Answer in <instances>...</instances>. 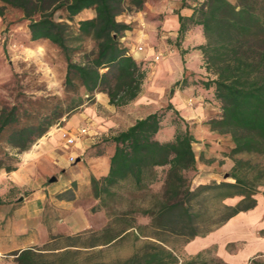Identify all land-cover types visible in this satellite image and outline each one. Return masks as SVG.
<instances>
[{
  "label": "trees",
  "instance_id": "obj_1",
  "mask_svg": "<svg viewBox=\"0 0 264 264\" xmlns=\"http://www.w3.org/2000/svg\"><path fill=\"white\" fill-rule=\"evenodd\" d=\"M144 1L0 0L1 19L7 9L20 12L27 21L29 40L50 42L65 61L61 96L27 97L17 92L12 101L0 102V172L14 170L19 154L91 100L95 92H104L114 106L125 105L139 94L145 70L120 42L121 34L130 26L118 22L116 16L124 5L140 9ZM179 5L192 12L189 16L178 14L177 39L183 37L188 26H199L204 37L197 49L205 70L213 77L197 82L213 89L219 105V112L207 121L209 128L228 135L232 143L226 153L229 157L264 154V0H179ZM87 9L94 10V17L76 22L73 29L75 16ZM57 12L61 20L56 19ZM84 38L92 39L94 47L91 51L81 50L80 61L76 62L71 56L81 47L73 48L71 41ZM167 108L183 121L170 103ZM164 114V110L149 113L104 140L113 145V153L106 176L90 179V194L98 200L92 210L110 211L124 193L134 196L147 191L157 180V168L162 173V190L153 195L147 208L140 210L155 231L190 240L252 210L257 205L256 194L264 186V170L235 159L228 173L232 181L193 187L186 174L197 170L193 148L196 140L187 124L183 131L177 129L172 139L159 140L156 136L162 129ZM91 150L99 153L102 149L93 146ZM58 196L63 199L62 194ZM230 199H236L235 203H225ZM125 221L128 228L116 233L105 229L103 237L108 243L122 237L134 223L131 218ZM57 237L70 238H51ZM95 246L29 247L11 255L14 264H228L221 259H203L200 253L179 261L172 248L157 242L145 243L123 260L104 263L92 258ZM249 264H264V254L252 257Z\"/></svg>",
  "mask_w": 264,
  "mask_h": 264
},
{
  "label": "rangeland",
  "instance_id": "obj_2",
  "mask_svg": "<svg viewBox=\"0 0 264 264\" xmlns=\"http://www.w3.org/2000/svg\"><path fill=\"white\" fill-rule=\"evenodd\" d=\"M236 1L233 0L234 3ZM177 2L179 3V0ZM148 4L150 6L149 9L143 8V5L140 9L129 8L124 5L117 16L130 21L128 23L130 26V29H128L130 37L139 33L137 29V32H134L138 23V16H148L145 18L152 25L151 27H149L150 25L148 26L146 46L155 48V52L158 53L157 38L160 35V30L159 25H156V20L162 17L161 11L159 9H157L158 11L156 10L157 6L152 0ZM83 14L84 17H88L94 12L93 10H87ZM60 16V12L55 15L58 20H61ZM72 26L73 29L76 28L75 19ZM194 27L188 26L187 30ZM140 42V47L144 49V43ZM162 45L168 49H175L182 44L176 37L166 35L162 39ZM71 46L73 48L80 46V52L81 50L91 51L94 43L92 39L84 38L74 42L71 41ZM197 46L195 45L194 47L197 48ZM80 52L75 49L71 58L76 62L80 61L82 54ZM142 64L145 70V77L141 93L146 101H142L133 107L131 103L120 107L114 106L112 111L96 102L94 97L84 103L86 107L93 109L92 113L88 114L90 117L89 122L92 121L94 127L97 128L104 126V132L107 133V135H104V132L97 133L93 136V146H97V149H103L107 146L111 148L113 145L105 142V139L124 129L135 118L153 110H164L165 113L162 120V129L158 136L161 141L172 139L175 131L177 129L183 131L184 125L187 124L179 121L175 113L167 108L173 90L181 88L176 83L173 85H170L169 82H166V85L161 83L163 80L158 76L155 60L142 61ZM64 73L65 61L61 52L46 40L30 41L27 21L21 18L20 12L14 9H7L5 17L3 19L0 17V102L12 101L13 96L17 92L24 93L27 97L61 96ZM192 96H194L193 92ZM77 111H79V108L68 116L63 117L61 122L52 126L49 131L63 126L69 117ZM116 119L119 122H114ZM109 121L114 122L110 125L111 127L108 125ZM201 137L203 138L202 135ZM202 138L195 139L196 142L193 144L194 152L198 157L197 170L186 174L191 180L193 187L211 181H232L231 178L224 177V175L231 171L235 159L248 161L251 165L264 170V154L240 153L234 157L227 156L226 153L232 147L228 135H220L219 140L222 145L220 151L214 152L213 149L206 148L203 151L204 154L201 153L203 150L201 142L205 138ZM262 180L264 182V177ZM162 186L161 169L157 168V180L152 183L147 191L136 193L134 196L124 193L123 197L113 205L114 207L110 211L100 209L98 213L92 210L93 206L90 207V204H92L91 199H93V197L90 198V191L81 189L75 207L80 212L78 219L84 224L89 222L91 224L90 227L69 235V239L57 237L50 244L34 247L55 249L71 244L79 248H88L94 244L96 246L94 247L92 258L104 263L123 260L131 256L134 251L147 242H157L170 250L172 248L179 261L200 253L203 259L215 258L221 259L228 264H249V260L252 257L264 254V186H261L256 194L257 205L251 211L241 212L226 223L211 230L208 234L190 240L181 236L171 235L168 232L153 230L148 225V216L141 215L140 210L150 205L153 195L160 193ZM58 195L53 194L45 204L44 212L46 221L49 224L53 222H55L53 224H61L63 219L68 217L66 216L67 212L71 210V208L66 209L56 204L61 200ZM71 195L70 191L62 194L63 199L70 198ZM235 201L236 199H230L226 200L225 203L233 204ZM128 218H131L134 222L129 225L131 228L119 239L108 243V240L103 237L105 229L112 234L126 227L128 228L125 224V219ZM58 220L59 222H56ZM132 228H136V231ZM58 231L60 232L59 229ZM59 235L61 234L56 236ZM0 264H14V255H11V253L0 255Z\"/></svg>",
  "mask_w": 264,
  "mask_h": 264
},
{
  "label": "crops",
  "instance_id": "obj_3",
  "mask_svg": "<svg viewBox=\"0 0 264 264\" xmlns=\"http://www.w3.org/2000/svg\"><path fill=\"white\" fill-rule=\"evenodd\" d=\"M149 1L151 0L144 1L143 8L149 9ZM177 1L152 0L157 6L156 10L159 9L162 16L156 20V25H159L160 30V35L157 38L158 53L155 52V48L146 46L148 26L152 25L147 21L148 16L146 15V18L142 16L137 18L138 23L134 32L137 29L139 33L130 37L126 30L121 34L119 40L135 61L155 60L157 63L155 68L158 71V76L163 80L161 82L163 85H166V82H169L170 85L176 83L181 88L173 90L169 103L178 112L183 122L188 124L189 130L196 140L202 138L201 135L202 139L205 138L201 142L203 149L201 153L204 154L203 151L206 148L218 152L222 149L219 140L221 134L211 130L207 121L219 112V105L213 97V89L205 88L197 82L198 79L213 77L205 70L200 50L194 47L204 42L201 28L195 26L193 29L186 30L183 37L179 39L182 44L179 45V48L168 49L162 45V39L166 35L178 37V14L189 16L192 12L190 8H180ZM229 1L234 3L233 0ZM87 10L76 15L75 21L94 17V14L84 17L83 13ZM116 20L125 24L130 23L129 20L118 18V16H116ZM140 41L145 46L142 50L137 49L140 47ZM156 56H158L157 59H155ZM192 92L194 96H192ZM94 98L106 109L113 110L114 105L109 104L105 93L95 92ZM189 99H192L194 103L190 104ZM142 101L146 100L140 91L127 104L131 103L133 107ZM92 111L93 109L90 107L81 105L79 111L69 117L63 126L47 132L30 149L19 154L14 170L0 172V255L29 247L47 245L55 240L51 237L57 234L69 236L90 227L89 222L84 224L78 219L80 212L75 207L78 201L77 197L81 189L90 191L91 177L100 179L106 176L113 153V146L111 148L107 146L99 153H94L91 150L94 145L93 136L103 133L105 129L104 126L94 127L93 122H89L88 114ZM154 111L135 118L124 129L132 125L135 120ZM116 121L119 122L117 119L114 122ZM109 122L108 125L111 127L110 125L114 122ZM80 129H85V133L80 134ZM63 131L75 137L74 144L70 146L65 144L61 137ZM104 135L107 133L104 132ZM159 135L160 132L156 137L158 138ZM70 156L74 157V162L69 161ZM197 159L196 155V168ZM52 177L55 180L50 182ZM68 191L72 193L70 199H61L56 203L63 208H71L67 212L66 216L68 217L63 219L61 224H53L55 222L49 224L44 212L45 204L53 194H63ZM91 200L90 207L98 202L95 198ZM95 212L98 213V210Z\"/></svg>",
  "mask_w": 264,
  "mask_h": 264
},
{
  "label": "built area",
  "instance_id": "obj_4",
  "mask_svg": "<svg viewBox=\"0 0 264 264\" xmlns=\"http://www.w3.org/2000/svg\"><path fill=\"white\" fill-rule=\"evenodd\" d=\"M137 49H138V50H141L142 48H141V47H137ZM157 58H158V56L155 57V59H157ZM188 102L191 104V103H192V100L189 99ZM83 133H85V129H80V134H83ZM61 137H62V139L64 140L65 144L68 145V146L74 144V142H75V137H74L73 135H70V134H69L68 132H66V131H63V132L61 133ZM69 161H70V162H74V161H75L74 157L70 156V157H69Z\"/></svg>",
  "mask_w": 264,
  "mask_h": 264
},
{
  "label": "water",
  "instance_id": "obj_5",
  "mask_svg": "<svg viewBox=\"0 0 264 264\" xmlns=\"http://www.w3.org/2000/svg\"><path fill=\"white\" fill-rule=\"evenodd\" d=\"M224 177H228V174H225ZM54 180H55L54 177L50 178V182H51V181H54ZM20 200H21V198H20Z\"/></svg>",
  "mask_w": 264,
  "mask_h": 264
}]
</instances>
